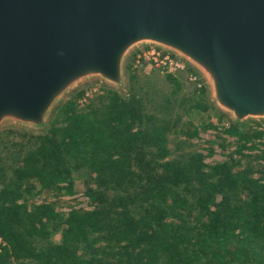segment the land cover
Wrapping results in <instances>:
<instances>
[{
	"label": "trees",
	"instance_id": "obj_1",
	"mask_svg": "<svg viewBox=\"0 0 264 264\" xmlns=\"http://www.w3.org/2000/svg\"><path fill=\"white\" fill-rule=\"evenodd\" d=\"M168 78L178 90V78ZM129 79L127 98L104 88L105 110L78 112L80 94L59 107L46 133H20L27 146L18 145L10 153L15 165L1 169L0 264H261L247 251L264 244L263 179L229 163L207 173L199 154L166 160L164 134L136 128L141 111L132 62ZM229 122L230 137L245 143L264 137ZM199 126L183 125L181 134L197 138ZM54 192L85 194L96 208L61 212L28 204Z\"/></svg>",
	"mask_w": 264,
	"mask_h": 264
},
{
	"label": "water",
	"instance_id": "obj_2",
	"mask_svg": "<svg viewBox=\"0 0 264 264\" xmlns=\"http://www.w3.org/2000/svg\"><path fill=\"white\" fill-rule=\"evenodd\" d=\"M148 47L193 69L234 125L264 121V0H0V130L46 133L92 83L126 97Z\"/></svg>",
	"mask_w": 264,
	"mask_h": 264
},
{
	"label": "rangeland",
	"instance_id": "obj_3",
	"mask_svg": "<svg viewBox=\"0 0 264 264\" xmlns=\"http://www.w3.org/2000/svg\"><path fill=\"white\" fill-rule=\"evenodd\" d=\"M132 59L130 61V64ZM189 67V66H188ZM190 68V67H189ZM136 82L134 92L139 100L141 113L140 123H136L145 133L151 129H156L164 134L163 146L166 147L169 156L166 160H180L186 155H201L203 163L207 166L205 171L211 172V167L229 163L235 165L234 171H243L247 167L254 170L253 177L261 178L264 182V159H259L264 153V137L256 139L253 142H242L238 138L230 137L224 134L225 129L229 127V119L219 120L217 115H223L211 107L210 113L204 112V105L210 104L208 90L201 77L190 68V73L198 77V82H192L188 73L168 74L166 72L150 69L148 67L134 68ZM172 75L180 81L178 90L170 82L168 76ZM104 88L101 83H92L81 88L71 95L67 101L77 98V111L88 112L107 106V100H103ZM129 92L125 97H129ZM201 105V106H197ZM199 107V108H198ZM54 120V119H53ZM203 122L211 123L213 128H204L199 126ZM195 123L199 126V136L190 139L181 134L183 125ZM246 129L248 133H264V121H251L240 127ZM38 133L26 132L13 127H5L0 130V177H2V168H8V165H15V156L10 153H16L20 144L27 146L28 138L22 137L20 133ZM32 144V143H31ZM30 146V144H29ZM29 150L25 148L24 152ZM155 153L158 149L154 148ZM22 152V154L24 153ZM237 162H240L239 164ZM9 176V174L7 175ZM1 181V179H0ZM22 202V200H20ZM29 205L43 206L54 205L61 212L92 211L96 204L85 194L78 193L74 196H59L55 192L50 196H35L28 199ZM59 235L55 237L57 241ZM97 244L96 249L103 247ZM247 252L253 257L254 261L264 264V244L256 245ZM80 251L79 254H82ZM84 253H87L84 250ZM88 253H92L91 250ZM9 264H38L34 260H11ZM133 264V263H130Z\"/></svg>",
	"mask_w": 264,
	"mask_h": 264
},
{
	"label": "built area",
	"instance_id": "obj_4",
	"mask_svg": "<svg viewBox=\"0 0 264 264\" xmlns=\"http://www.w3.org/2000/svg\"><path fill=\"white\" fill-rule=\"evenodd\" d=\"M134 68L148 67L150 69L166 72L168 74L188 73L192 82H198V77L190 73L188 65L173 54L157 48L148 47L136 52L132 57ZM5 247V241L0 235V252Z\"/></svg>",
	"mask_w": 264,
	"mask_h": 264
}]
</instances>
